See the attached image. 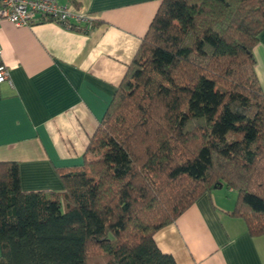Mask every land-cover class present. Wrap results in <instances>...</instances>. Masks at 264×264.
Instances as JSON below:
<instances>
[{"label":"trees","instance_id":"16d2710c","mask_svg":"<svg viewBox=\"0 0 264 264\" xmlns=\"http://www.w3.org/2000/svg\"><path fill=\"white\" fill-rule=\"evenodd\" d=\"M263 30L264 0H161L63 191L0 161V264H176L154 234L220 185L263 235Z\"/></svg>","mask_w":264,"mask_h":264},{"label":"crops","instance_id":"0c3cea01","mask_svg":"<svg viewBox=\"0 0 264 264\" xmlns=\"http://www.w3.org/2000/svg\"><path fill=\"white\" fill-rule=\"evenodd\" d=\"M97 22L88 32L54 22L0 21V161L18 163L23 191H63L60 171L83 162L89 137L135 55L161 0H61ZM264 92V30L253 47ZM201 195L158 230L176 264H264V234L229 214L236 193Z\"/></svg>","mask_w":264,"mask_h":264},{"label":"built area","instance_id":"2783aa9c","mask_svg":"<svg viewBox=\"0 0 264 264\" xmlns=\"http://www.w3.org/2000/svg\"><path fill=\"white\" fill-rule=\"evenodd\" d=\"M6 20L16 27H31L40 22H54L69 28L71 24L87 25L92 17L61 0H0V21ZM9 79V72L0 58V83Z\"/></svg>","mask_w":264,"mask_h":264},{"label":"rangeland","instance_id":"374dc122","mask_svg":"<svg viewBox=\"0 0 264 264\" xmlns=\"http://www.w3.org/2000/svg\"><path fill=\"white\" fill-rule=\"evenodd\" d=\"M222 189H223L224 191H226L227 188L224 186Z\"/></svg>","mask_w":264,"mask_h":264},{"label":"water","instance_id":"95a60500","mask_svg":"<svg viewBox=\"0 0 264 264\" xmlns=\"http://www.w3.org/2000/svg\"><path fill=\"white\" fill-rule=\"evenodd\" d=\"M219 187H221V185Z\"/></svg>","mask_w":264,"mask_h":264}]
</instances>
